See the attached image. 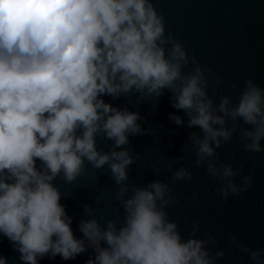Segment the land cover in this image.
Wrapping results in <instances>:
<instances>
[{
	"label": "clouds",
	"instance_id": "9594fccd",
	"mask_svg": "<svg viewBox=\"0 0 264 264\" xmlns=\"http://www.w3.org/2000/svg\"><path fill=\"white\" fill-rule=\"evenodd\" d=\"M166 23L154 0H0V235L22 264L57 256L67 261L89 249L94 257L86 264H216L223 257L224 250L206 247L216 242L214 235H196L198 222L184 239L178 221L169 218L167 207L179 203L172 185L193 178L188 167L174 170L170 162L167 179L129 183L139 158L129 137L156 132L143 128L138 111L103 97L134 94L150 103L170 92L184 117L169 113L168 119L199 129L189 134L195 165L227 200L246 191L252 176L238 184L242 167L221 162L217 149L238 133L245 152H264V87L249 77L237 102L222 95L216 103L222 78L210 85L212 68L202 66ZM98 137L111 142L107 151ZM184 159L173 158L181 165ZM89 165L107 166L123 216L97 219L96 209L83 204L82 236L76 237L54 181L71 184ZM151 170L159 175V162ZM229 239L253 264H264V248ZM0 264L7 258L0 256Z\"/></svg>",
	"mask_w": 264,
	"mask_h": 264
},
{
	"label": "water",
	"instance_id": "95a60500",
	"mask_svg": "<svg viewBox=\"0 0 264 264\" xmlns=\"http://www.w3.org/2000/svg\"><path fill=\"white\" fill-rule=\"evenodd\" d=\"M154 3L165 15L166 30L174 33L190 54L195 53L202 66L212 68L210 85L215 77L222 78L214 96L216 103L222 95H231L233 102H237L244 81L249 77L264 87V0H154ZM190 69L191 65L185 68V72ZM233 82L238 85L235 90L230 87ZM209 95H212L211 86ZM170 96L171 93L166 91L157 101L150 103L138 102L134 94L116 100L103 97L114 106L138 111L143 117V128L156 132V136L129 137V147L139 153V158L129 170V183L146 185L154 180L167 179L170 173L165 168L170 162L174 164V170L180 166L188 167L193 178L172 185L173 195L179 203L167 207L169 218L178 221L184 239L191 235L194 221L200 226L197 236L206 238L205 233L214 235L216 242L206 247L210 253L224 250L223 257L217 259L216 264H253L248 254L241 252L229 237L235 236L241 244L253 249L264 248V152H245L236 138L238 133L234 134L232 141L217 149L221 162L234 168L242 167L241 176L235 178L238 184L243 183V176H252L246 191L229 196L227 200L222 199L216 191L218 182L206 173L204 167L195 165L196 154L189 134L199 132V129L178 126L168 119L169 113L184 117L182 110L172 106ZM261 143L264 145V140ZM110 144L102 137L97 138L98 147L105 151ZM179 156L185 157L182 165L173 160ZM157 162L159 175L151 170ZM54 183L65 194L60 203L66 205L67 213L73 218L71 227L76 237L82 236L77 229L84 215L83 204L96 209L97 219L101 216L105 219L123 216V208L115 200L116 185L107 166L96 170L89 165L73 183L67 184L59 179ZM100 222L104 223L103 220ZM0 256L6 257L8 264H22L19 253L2 235ZM90 257H94L92 249L67 261L59 256L55 259L45 257L39 264H86Z\"/></svg>",
	"mask_w": 264,
	"mask_h": 264
}]
</instances>
